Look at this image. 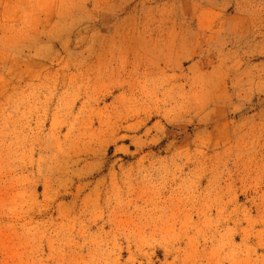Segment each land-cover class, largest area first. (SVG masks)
Wrapping results in <instances>:
<instances>
[{
	"label": "rangeland",
	"instance_id": "374dc122",
	"mask_svg": "<svg viewBox=\"0 0 264 264\" xmlns=\"http://www.w3.org/2000/svg\"><path fill=\"white\" fill-rule=\"evenodd\" d=\"M0 264H264V0H0Z\"/></svg>",
	"mask_w": 264,
	"mask_h": 264
}]
</instances>
